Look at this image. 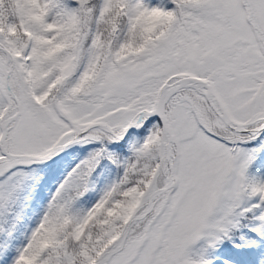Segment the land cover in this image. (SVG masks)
I'll use <instances>...</instances> for the list:
<instances>
[{"label": "snow or ice", "instance_id": "snow-or-ice-1", "mask_svg": "<svg viewBox=\"0 0 264 264\" xmlns=\"http://www.w3.org/2000/svg\"><path fill=\"white\" fill-rule=\"evenodd\" d=\"M0 264H264V0H0Z\"/></svg>", "mask_w": 264, "mask_h": 264}]
</instances>
